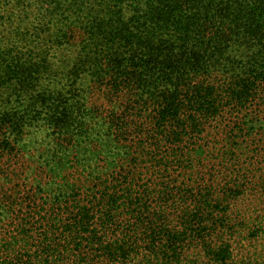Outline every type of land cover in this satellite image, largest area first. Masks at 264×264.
I'll use <instances>...</instances> for the list:
<instances>
[{
	"label": "trees",
	"instance_id": "obj_1",
	"mask_svg": "<svg viewBox=\"0 0 264 264\" xmlns=\"http://www.w3.org/2000/svg\"><path fill=\"white\" fill-rule=\"evenodd\" d=\"M258 96L264 0H0V264H252V187L167 180Z\"/></svg>",
	"mask_w": 264,
	"mask_h": 264
},
{
	"label": "rangeland",
	"instance_id": "obj_2",
	"mask_svg": "<svg viewBox=\"0 0 264 264\" xmlns=\"http://www.w3.org/2000/svg\"><path fill=\"white\" fill-rule=\"evenodd\" d=\"M95 98V100L108 105V101L103 99L102 93L96 92ZM251 126L254 128L249 129ZM130 139L137 140L136 138ZM188 146L191 148L190 150L199 147L202 155L198 161L193 160L189 163L190 170L187 171L186 168V176L178 177L179 169V172L175 171L173 179L167 180L171 183L172 189H176L174 186L183 187L181 184L183 183L192 187L195 194L204 187H210L214 192L222 193L227 186L233 187L237 179L241 187L245 185L253 189L250 193L241 196L236 203L233 201V211L237 213L240 208L242 214L244 213L242 217L244 223L249 227L263 224L264 99L258 96L247 105L246 109L238 110V112L233 108L224 107L218 117L205 125L204 133L199 140L196 139L195 143ZM10 168L13 169V166ZM21 171L25 173V167ZM172 183H175L174 186ZM251 194L253 197L245 199ZM23 195H25V186ZM238 203L241 204V207L238 206ZM176 207L178 206L175 205L174 208ZM5 219L2 220L1 225H4V229L9 232L7 236L9 237L12 234V227L5 226L12 221L10 217ZM234 249L233 256L238 252L234 259L239 262L240 259H248V261H252V264H260L264 258L263 254L252 256L257 253V250L253 248L247 247L245 250H240L234 247ZM196 261L212 264L207 259L203 261L199 258Z\"/></svg>",
	"mask_w": 264,
	"mask_h": 264
}]
</instances>
